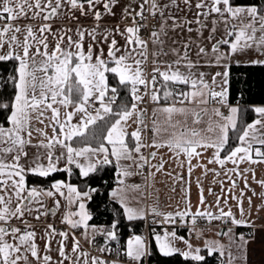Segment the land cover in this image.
I'll use <instances>...</instances> for the list:
<instances>
[{
  "label": "snow or ice",
  "instance_id": "obj_1",
  "mask_svg": "<svg viewBox=\"0 0 264 264\" xmlns=\"http://www.w3.org/2000/svg\"><path fill=\"white\" fill-rule=\"evenodd\" d=\"M117 8L121 10V19L131 17V24L125 25L123 29L119 24L112 28L102 26L106 16H116L114 9ZM138 8L136 11L131 4L125 6L121 0H0V20L7 21L0 28V62H16V74L9 77L15 90L14 97L8 102L0 101V111L8 113L6 120L10 125L9 127L0 125V264H65V261L68 264H108L100 257L91 256L83 251L74 233L69 254L66 251L69 232H57L52 224H48L42 230L43 235L40 238L45 240V244L43 255L41 254V249L36 243L37 231L27 217L31 216L37 221L49 215L54 217L61 204L60 200L54 199L57 194L64 198L69 207L75 205L77 208L76 211L66 212L62 217V223H66L70 229H83L82 234L89 243L94 241L96 234L104 236L106 240L114 241L118 238L119 220H114L109 228L91 227L89 237L88 222L92 216L87 211L85 201L92 199V193L96 189L81 191L64 181L54 182L51 189L46 191L37 187L29 188L26 181L29 173L45 178L54 172H65L71 176L74 166L79 170V175L86 178L103 166L115 163L119 187L113 190L111 195L123 208L125 218L131 222L144 219L146 213L143 208L129 206L128 193L140 192L141 186L125 184L123 178L136 173L130 170L132 165H122L121 161H131L137 167H144L149 163V157L141 154L137 159L133 155L141 153L143 147L157 149L167 147L177 158L184 154L189 164V173L192 171L191 159L201 155L197 151L199 148H213L215 151L209 163L224 166L231 162L235 167L229 171L236 172L237 175L241 174L238 170L240 163H264V106L252 109L257 118L244 126L237 137L238 146L231 149L223 159L220 157V152L229 143V132L237 129L241 111L238 106L228 104L231 60L237 53L253 47L264 54V14H261L256 6H234L232 0H165V2L140 0ZM145 11L152 17L158 14L160 18L159 28L150 33L148 40L141 36V29L145 25L137 23L136 19L139 17L141 21L146 20ZM77 12L79 16L76 15ZM180 13L184 15H178ZM188 13H191L194 19H188ZM81 17L91 18L92 26H83L80 23ZM209 18L211 28L207 40L211 43L210 49L202 43L193 41L191 37L180 47L166 48L165 37L168 36L169 27L173 32L179 28L188 33L195 31L199 37H203L204 30L208 28ZM20 20L28 22L23 26L14 23ZM61 20L75 21L76 27H68L65 24L55 27L56 22ZM169 20L172 22L171 25L168 24ZM32 21H38V24ZM193 23L197 25L195 29L190 27ZM221 23L224 30L217 39L216 33ZM257 31L261 33L258 38ZM117 35L123 39V44L117 40ZM229 37L233 39L230 40ZM172 43L180 42L173 40ZM149 44L154 49L151 52L153 57L151 80L145 76L143 69V65L149 60ZM193 44L197 49L195 61L191 58ZM224 45L228 46L226 52L221 51ZM168 56L174 59H161ZM239 63L236 61L237 65ZM250 63L264 64V60H254ZM160 65H163L164 70H161ZM201 66L219 67L221 71L215 72L209 82L205 79L207 73L193 71ZM107 73H112L118 79L117 86L109 85ZM158 77L160 88L156 87ZM169 84L187 85L191 90L174 93L168 90ZM120 86L129 89L132 103L130 107L124 105L119 111L114 112L112 106L117 102ZM139 86L145 89L142 95L137 94L140 91ZM161 88L164 89L163 97L160 94ZM174 95L181 97L179 101L181 105L186 101L189 104L205 105L210 99L214 100L227 106L229 114L225 116L219 108L212 109L209 114L206 108L196 110L177 107L175 103L153 109L150 129L153 140L151 144H144L141 137L144 129L148 128L143 118L146 110L140 109L138 105L143 102L145 96L159 104L162 98L167 100ZM95 102L99 103V107L93 114L89 108L91 103ZM70 105L74 110L66 112L62 121L60 108H67ZM48 111L51 112L50 117L45 115ZM78 113L81 114L79 123L74 125L71 121ZM134 114L136 115L134 123L137 127L128 133L127 122ZM109 116H115L116 119L108 123L106 134L98 137L97 133H92V139L101 140L97 147H92L87 143L90 127ZM160 116H163V120ZM204 116L208 117L206 122ZM45 119L50 121L48 126L52 128L51 137L42 129L32 127L33 120L43 124ZM201 123H206V127L197 128L196 125ZM33 131L44 137L36 145L31 143ZM129 136L135 141L132 147L127 142ZM74 138H81L85 146L73 147L69 142ZM105 143L111 148L106 147ZM29 146L44 151L35 153L30 163L26 160L22 164L21 160L29 157L26 150ZM57 146L61 149L59 155L54 151ZM156 155L155 151L150 153L152 159H155ZM111 157L115 158L114 161ZM61 159L64 160V167L58 166ZM152 167L157 172L161 171L164 168L163 160ZM207 171L205 168V172ZM248 171H252L255 177L254 170L244 169V172ZM150 175L154 176L155 173ZM257 183L264 187V180ZM245 186H248L247 181ZM261 195L264 198V193ZM43 197L53 198L54 207H45ZM185 203V209L177 210L175 213H163L157 207H152L150 211L155 216H162L165 223H175L177 217L182 221L185 217H190L192 224L190 231L196 230L198 217L205 218L208 222L227 218L234 225L246 223L242 218L236 219L231 209L227 212L220 209L219 215L199 209L192 213L190 204L187 201ZM200 203L204 204L203 189L200 190ZM241 205L242 201L238 200L243 216L244 209ZM13 220L19 221L24 227L11 226L10 222ZM220 234L228 235L218 233ZM57 237L60 239L57 240ZM154 239L164 256L179 253L186 260L196 262L204 260L199 254L200 249H193L192 245L183 237H178L175 231L171 233L165 231L163 236L154 232ZM177 240H182L188 250L177 248L175 246ZM53 241L59 245L55 249L58 253L56 260L49 254ZM206 247L209 254L213 251L223 252V245L217 242L208 241ZM100 251L110 249L102 247ZM148 254L144 237L133 235L127 240L125 255L134 264H141L142 258ZM111 264L116 262L112 261Z\"/></svg>",
  "mask_w": 264,
  "mask_h": 264
},
{
  "label": "crops",
  "instance_id": "obj_2",
  "mask_svg": "<svg viewBox=\"0 0 264 264\" xmlns=\"http://www.w3.org/2000/svg\"><path fill=\"white\" fill-rule=\"evenodd\" d=\"M140 0H121V3L125 6L131 4L132 8H134L136 11L139 10L138 4ZM162 2H165V0H162ZM102 10V8H101ZM67 11V9H65ZM116 11V16H106L104 20L102 21V26L105 27H115V25L119 24L121 29L124 28L125 25L131 24V17H128L127 19H121V10L119 8L114 9ZM147 13L145 11L144 15ZM134 14V13H133ZM261 14H264L261 13ZM77 16H79V13H76ZM178 15H184L183 13H180ZM188 19L192 20L194 19V16L191 13L187 14ZM137 22L140 20L139 17L136 18ZM7 21L5 20V23ZM28 21L20 20L16 21L14 23L19 24L20 26H23ZM233 23H238L237 21H232ZM34 24H38V21H32ZM80 23L85 27H91L92 26V20L91 18L85 19L83 17L80 18ZM171 20L168 21V24L171 25ZM61 24H65L68 27L75 28L76 23L75 21L69 22L67 20H61L57 21L55 24V27H59ZM5 25V24H4ZM3 25V26H4ZM2 26V27H3ZM190 27L195 29L197 25L195 23L191 24ZM159 28L156 27L153 30H157ZM211 28V18H209L208 22V28L204 30L203 37H199L195 31L192 33H188L186 30L176 29L175 32L171 31V28L168 29V36L165 37L166 41V48L170 47H180V45L183 42H186L189 37L193 41H196L197 43H202L209 49L211 48V43L207 40V36L209 34V29ZM257 28H259V24L257 23ZM152 30V31H153ZM224 26L223 24L218 25V30L216 33V38L219 39L223 33ZM261 35L259 31H257L256 36L257 38ZM117 40L120 42V44H123V39L117 35ZM22 39V37H21ZM51 39V38H50ZM229 39H233L232 37H229ZM176 40L180 42L179 44H173L172 41ZM214 42V41H213ZM87 46V39L85 47ZM153 46L149 44V60L147 63L143 65L144 74L146 76V70L149 68V71L152 75V59L151 52L153 51ZM196 46L193 44L192 46V52H191V58L195 61L197 57L195 56L196 52ZM107 51V47L105 46V52ZM221 51H228V46L224 45L221 47ZM163 60H172L174 57L168 56V57H161ZM254 60H264V54H262L260 51H257L255 47L246 49L243 52L237 53L235 56L232 57L231 65L236 64V61H239V64H252L250 61ZM203 64V61H201ZM262 65V64H259ZM161 70H164L163 65H160ZM182 71L184 69H181ZM193 71L198 72H205L208 75L205 77V79L209 82H211V76L217 72L221 71L219 67H204L201 66L198 69H194ZM108 78V73L106 74ZM160 78L158 77V83L160 88ZM187 86V85H186ZM142 87V86H139ZM229 87V83H228ZM168 90H171L168 88ZM190 86H188V90L190 91ZM216 90L218 91L219 88L217 87ZM163 91L161 90V97H163ZM175 93V92H174ZM163 99V98H162ZM181 97H171L167 99V102H162L160 100L159 104H156L153 102L151 108H150V115H149V131L152 126V112L153 109L167 106L175 103L177 107H188L190 109H196L200 110L201 108L208 109L209 114L211 113V110L214 108H219L220 111L227 116L229 114L228 107L218 104L214 100H209V102L205 105H199V104H189L185 102L183 105L180 104ZM117 103V102H116ZM228 104L232 106H238L240 109L243 107L239 104H231L229 102V96H228ZM115 105V104H114ZM131 104H129L130 107ZM256 106H264L262 105H253L252 108ZM225 108V110L223 109ZM73 106H68L67 108H60V119L63 121L65 118L66 112L73 111ZM90 110V108H89ZM94 114V113H93ZM47 117L51 116V112L48 111L45 113ZM240 115V113H239ZM256 115V114H255ZM81 114H77L73 117L71 123L77 124L79 123ZM214 119H217L213 117ZM257 116L254 117V119L250 122L252 123ZM160 119L163 120V116H160ZM204 121L206 122L208 117H203ZM136 120V115L134 114L131 119L128 120V127L127 131L128 133H131L134 131L137 127L136 123L134 121ZM239 120V117H238ZM145 122V120H144ZM189 123H191V119H189ZM50 124L49 119H45L44 123L41 124L35 120L32 121V127L42 129L44 132L47 133L49 137L52 136V128L48 126ZM146 124V123H145ZM249 124V123H248ZM5 126V127H9ZM197 128H204L206 127V123H201L200 125H196ZM42 139H44L43 136L40 135V133L33 131L31 143L32 145L38 144ZM142 142L146 145L151 144L153 140V133L150 131L149 138L147 137V128L144 129L142 132ZM127 142L129 143V146L132 147L135 144L134 139H132L130 136L127 138ZM71 143V141L69 142ZM72 144V143H71ZM239 144V141H238ZM73 147H83V146H75L72 144ZM92 147H97L94 145H91ZM105 146L109 149L111 148L110 145H107L105 143ZM238 146V145H237ZM226 147V146H225ZM225 149V148H224ZM224 149L220 152V157L223 159L228 153H224ZM29 153L28 158H24L21 160V163H25L26 160L28 163L31 162V159L34 157V154L38 151L43 152V149H37L35 147L29 146L26 149ZM55 154L59 155L61 152V149L59 146L55 148ZM155 151L157 153L155 159H152L150 157V153ZM201 153L199 157H193L191 159V165H192V171L189 173V164L187 162V157L184 154H181L178 158L175 156V154L170 151L167 147L163 148H154V147H143L141 148V153L136 154L133 153V155L138 159L139 155H144L145 157L149 155V174L146 177L144 173H140L144 167L140 168L136 165H133L131 161H121L122 165H132L130 168L131 171H134L136 174L123 178L126 185H140L141 189L140 192L137 193H128L131 207H137V208H143L145 210V213H150V209L152 207H157L159 211L163 213L167 212H173L175 213L177 210H184L186 207V201L190 204V211L192 213H196L199 209L200 211H211L214 215H219L220 209H223L224 212H227L229 209H231L233 216L236 219H243L246 223L243 225H234L230 219L224 218L221 220H212L211 222H208L207 219L203 218L206 225H210L207 228L201 229V233L204 237V240L201 242L192 240L190 238L186 239L182 235L176 234L178 237H183L184 240H187L191 245L193 249H200V255H204V250L209 249L206 247V237L208 234L211 233H227L229 232V229H231L232 234H234V237L236 239H240L243 237L245 239L243 248L241 249H234L231 250L232 257L227 262V259L225 256H221V260L223 264H229L231 261V264H264V198H262V193H264V187H261L257 181L264 180V163H249V162H243L239 164V172L240 175H237L236 172H230L229 169L234 168L235 166L231 162H227L224 166H221L217 163H209V160L213 158L214 149L208 148L203 149L199 148L197 149ZM254 159H256L255 156H253ZM114 161V157H111ZM161 160L164 162V168L157 172L155 168L152 167V165H158ZM43 163H47L46 161H42ZM59 167H64V160L61 159L60 163L58 164ZM145 166V165H144ZM73 167V166H72ZM205 168L208 169L207 172H205ZM252 169L255 171V177H253V172L248 171L244 172V169ZM214 170V171H213ZM118 172V169H117ZM150 173H155L154 176H151ZM216 173H219V175H216ZM53 174V173H52ZM30 175V173L28 174ZM28 175L26 177V181L28 178ZM179 177V179H176V177ZM56 181H64L65 183H71L67 180H56ZM54 181V182H56ZM245 181H247V187L245 186ZM53 182V183H54ZM233 182H235V187H233ZM52 183V184H53ZM51 184V185H52ZM73 184V183H71ZM27 185L29 188L31 187H37L39 189L43 190H50L51 186L47 188H40L37 185H29L27 181ZM81 191H86L85 189H80L78 185L73 184ZM117 187H119L118 180L116 182V186L113 190H115ZM203 189V196H204V204L200 203V190ZM112 190V191H113ZM211 190V192L209 191ZM243 192V196H241V193ZM112 193V192H111ZM255 193V194H254ZM135 196V199H132V197ZM112 197V195H111ZM217 198H219V205H217ZM249 198L251 199V205H249ZM43 203L45 207L51 208L54 207V199L60 200L61 204L60 207L57 209L56 215L53 217L51 215L46 217H41L39 221L35 220L33 217L29 216L27 217L29 223L35 228L37 231V238L36 243L39 245L41 249V254L43 255V248L45 244V240L41 239L40 237L43 235L42 230L47 227L48 224H52L53 227L56 229L59 225L64 226L63 231L69 232V239L66 241V251L71 253V245H72V234L76 236L77 239L80 241L81 249L87 253H89L91 256H94V254L91 252L92 246L95 244L94 241L92 243H89L88 240L85 239L84 235L82 234L84 232L83 229H70L69 226L66 223H62V217L63 215L68 211H76L77 208L75 205L69 207L64 200L63 197L59 196L58 194L56 197L48 198L43 197ZM113 199V198H112ZM238 200L242 201V207L244 209L243 216L240 212V206H238ZM225 201L227 203H225ZM88 202L89 200H86V208L88 210ZM90 213V212H89ZM178 218V217H177ZM184 221H191L190 217H185ZM89 223V222H88ZM11 226H17L23 228L24 225L20 223L17 220H13L10 222ZM90 228L88 229L89 237H91V227H101L98 225H92L90 224ZM98 234L95 235V238ZM219 236H223V234H220ZM145 238V236H142ZM57 240L60 239V237L56 238ZM129 239V238H128ZM145 242L148 246V242L145 239ZM182 242L180 240L175 241L176 245H183V249L181 250H188L186 248V245L181 244ZM59 245L53 241L52 242V251L49 253L53 260L58 259V253L56 252V248ZM177 247V246H176ZM178 248V247H177ZM180 249V248H179ZM149 251V248H148ZM126 252V250H125ZM217 252V251H214ZM213 252V253H214ZM147 256L142 258L141 264H148ZM133 262V261H132ZM65 264H68L67 261H65ZM121 264V263H118ZM134 264V262H133Z\"/></svg>",
  "mask_w": 264,
  "mask_h": 264
},
{
  "label": "trees",
  "instance_id": "obj_3",
  "mask_svg": "<svg viewBox=\"0 0 264 264\" xmlns=\"http://www.w3.org/2000/svg\"><path fill=\"white\" fill-rule=\"evenodd\" d=\"M232 4L234 6H256L261 13L264 12V0H232ZM15 68V61L0 62V101L8 102L14 97L15 90L9 77L16 74ZM108 83L110 86H117L118 79L115 78L112 73H108ZM176 87H180L181 91L186 92L188 90V86L186 85L169 84V88L173 90V92ZM162 89L163 88H161V90ZM228 93L229 102L231 104H239L243 108L240 111L237 129L229 132V143L226 145L224 153H228L238 145V135L241 134L244 126L250 123L256 116L252 111V106L264 104V64H232ZM161 101L167 102L168 100L161 99ZM131 103L132 100L129 89L120 86L117 103L112 106L113 111H119L122 106H129ZM7 115V112L0 111V125L4 127L9 125L6 120ZM115 119V116H109L106 117L104 121H98L97 125L91 126L88 132L87 143L98 146L101 140L92 139V133H97L98 137L106 134L108 123ZM71 143L75 146H85V142L81 138H74ZM117 173V168L115 163H113L103 166L96 173L85 178L81 177L79 175V170L73 166L71 176L65 172H54L46 178L30 174L28 175L27 181L29 185L47 188L51 186L54 181L62 179L78 185L80 189H96V191L92 193V199L88 202V210L92 216L89 223L103 228H109L114 220H119V225L117 228V240H106L104 236L98 234L94 239V243L101 248L107 247L110 251L118 248V246H120L119 250H126L127 235L130 230H132L135 235L145 236V218L129 222L123 214V208L118 202L112 199L111 192L115 188L118 180ZM154 232L157 233V230L152 227L148 237V264H223L218 252L209 254L208 250H204V260L200 262L190 259L186 260L179 253L172 256H164L158 249L154 239ZM178 234L186 239L189 238L185 230L179 231ZM104 252L107 253L109 251Z\"/></svg>",
  "mask_w": 264,
  "mask_h": 264
},
{
  "label": "built area",
  "instance_id": "obj_4",
  "mask_svg": "<svg viewBox=\"0 0 264 264\" xmlns=\"http://www.w3.org/2000/svg\"><path fill=\"white\" fill-rule=\"evenodd\" d=\"M145 16L147 17L146 20H144V21L139 20L137 23L145 25L141 29V36L145 40H148L152 30L159 26L160 18H159L158 14L156 17H152L148 12L145 14ZM4 24H5V20H0V28H2V26ZM146 77L149 80H151V73L149 71V68H147V70H146ZM156 87L159 88V83H157ZM150 90H151V86L149 88V91ZM144 91H145V89L142 86V87H140V91L137 94L142 95L144 93ZM174 92L175 93L181 92L180 87H176ZM152 104H153V102L150 100L149 96H145L143 102H141L138 105V107L140 109L146 110L144 113V120H145V123L147 125H149V115H150V108H151ZM98 107H99L98 102L91 103L90 111L92 113H95V110ZM223 109L225 110V108H223ZM149 136H150V131H149V128H147V137L149 138ZM146 157H149V155H147ZM139 172L144 173V175L147 177L149 174V163L146 164L144 166V168ZM209 226L210 225H206L203 218L198 217L196 225H195L196 230L190 231V229L192 228L191 221H184V220L182 221V220H180V218H176L175 223H165V222H163L162 216H155L153 214L146 213V215H145V239L148 242L149 231L153 227L157 230V233L160 234L161 236L164 235L165 231H167L169 233L175 231L177 234L179 231L185 230L190 239L201 242L204 240V237H203L200 230L203 228H207ZM63 227L64 226L59 225L56 228V231L57 232L63 231V229H64ZM197 233H199V235H197ZM133 235H135L134 232L132 230H130L128 232L127 237L130 238ZM119 247L120 246H118V248H115L114 250H111V251L106 253V252H101L100 251L101 247L98 246L97 244H94L91 248V252L94 254V256L100 257L101 259L107 261L108 263L115 261L117 264L118 263L133 264V262L125 255V250H119Z\"/></svg>",
  "mask_w": 264,
  "mask_h": 264
},
{
  "label": "rangeland",
  "instance_id": "obj_5",
  "mask_svg": "<svg viewBox=\"0 0 264 264\" xmlns=\"http://www.w3.org/2000/svg\"><path fill=\"white\" fill-rule=\"evenodd\" d=\"M227 233H228V235H223L222 237L219 236L218 233L208 234V236L206 237V242L213 241V242H217L220 245H223V252L222 253L220 251H217V252L220 253L222 256H225V258L227 259V262H228L232 257L231 250H234V249L237 250V249L243 248V245L245 243V239L243 238V240H241V238H240L238 240L234 237V234H232L230 232H227ZM180 241L182 242L181 244H184V242L182 240H180ZM176 246L180 249H183L182 248L183 245H181V246L176 245ZM184 246H185V244H184Z\"/></svg>",
  "mask_w": 264,
  "mask_h": 264
}]
</instances>
